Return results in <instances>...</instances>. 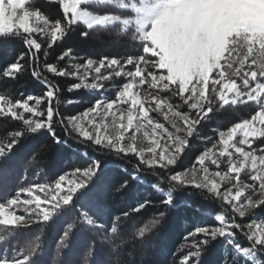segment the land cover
Listing matches in <instances>:
<instances>
[{
    "label": "trees",
    "instance_id": "obj_1",
    "mask_svg": "<svg viewBox=\"0 0 264 264\" xmlns=\"http://www.w3.org/2000/svg\"><path fill=\"white\" fill-rule=\"evenodd\" d=\"M30 5L60 25L68 19L58 2L30 0ZM107 7L106 12L112 11L111 6ZM62 28L63 38L56 39L57 46L53 48L46 40L38 38L41 47L35 57L22 38L0 37V97L9 103L12 102L7 97L16 101L38 97L46 92L49 86L47 80L60 89L56 107L61 114L56 117L55 138L46 129L36 134L26 133L0 158V180L2 184H10L1 192L8 200L25 186H44V182L54 180L64 172L85 168L97 159L102 162L107 174L103 185L105 190L97 195L98 188L93 187L78 201L73 213L70 209H63L46 220L26 227L0 226V261L11 263L14 260L10 257L13 259L19 252L26 257L22 264H189L187 251L192 240L186 238L200 229L218 227V215L225 216L230 222L232 216L229 210L207 192L173 185L166 170L138 168L134 158H119L111 152L85 145L86 142L79 141L69 126L65 130L59 121L63 119L67 123V118L74 115V111L79 112L86 107L83 103L90 97L82 89L69 91L73 80L44 71L45 63L66 69L71 57L77 59V64L82 62L81 59H97L105 55L101 47H113L115 41L106 36L94 39L95 31H88L83 25L70 21ZM100 30L120 40V53L138 49L136 46L140 42L134 28L123 30L115 24ZM85 31H88L86 37L82 35ZM65 51H69L70 55L65 56L63 61L57 60ZM16 61L21 65L20 70L12 76V73H4ZM34 68L42 73L41 77L34 75ZM74 101L79 102L75 104ZM41 106L45 109L47 104L42 103ZM218 116L221 124L226 122V114L218 113ZM23 128L19 118L0 116V144L7 145L12 132ZM17 164L19 169L12 172ZM125 181L126 187L115 191ZM158 191H169V194L164 196ZM169 198L172 203H164ZM80 204L88 213L79 208ZM142 204L145 207L140 208ZM160 212L166 215L156 225L153 221L159 218ZM233 223L244 225L239 219ZM65 230L71 232L69 240L64 238ZM231 234L232 237L227 239L220 236L213 239L199 256L192 258L190 264H253V261L238 254L237 248L251 253L256 262L264 264V249L260 246L255 248L248 241L245 228H235ZM83 242L88 254L81 257ZM110 249L117 254L109 262L107 250Z\"/></svg>",
    "mask_w": 264,
    "mask_h": 264
},
{
    "label": "snow or ice",
    "instance_id": "obj_2",
    "mask_svg": "<svg viewBox=\"0 0 264 264\" xmlns=\"http://www.w3.org/2000/svg\"><path fill=\"white\" fill-rule=\"evenodd\" d=\"M85 4H87V0H83L81 3V5ZM145 6L151 8L153 11L147 18L148 22L146 25L140 29V43L135 55L126 56L123 59L104 58L99 61L89 59L86 63L82 61L80 65L76 66L77 71L74 73H69L66 69H61L56 64L50 65L45 63L44 71H50L54 76H72L79 80L78 83H72L69 91L100 87L99 83L87 82L88 75L91 72L95 73L92 79L97 82L113 77L128 78L127 82L123 83L122 90L117 89L118 95L116 100L112 102L97 100L94 106L81 112L79 116H69L67 123L63 119L59 123L64 125L65 130L70 125L72 132L77 133L85 141L96 145L98 149L114 151L118 156L138 157V168L147 167L149 169H156L158 165L161 169H168L173 173L168 177L173 185H188L198 189L206 188L222 201L224 200V194L229 191L235 192L237 188H228L224 192L219 191L220 195H217L216 191L210 187V182H216L211 177H220L222 179L225 176L229 177V172H231L233 173L231 178L238 180L241 171L247 168L250 169L248 176L253 182V186L256 187L257 181H259V187H264V174H261L264 172V154L257 156L256 150L246 151L240 146L247 144L249 149H251L253 141L249 137L264 138V92H261V89H264V74L255 70L253 63L255 53L253 52L252 55L246 57L247 62L241 60V67L237 68L230 56V53H235V47L234 45L229 46L223 63H221L222 60L219 61L218 65L213 63L211 72L215 70V76L210 79L208 74L201 71L200 41L203 39V36L200 35L198 37L196 32L199 19L198 10L201 7L200 0H179V2H175V0H148ZM46 19H49V23L54 28L57 21H52L50 18ZM69 20H71V17L64 20L62 25L68 24ZM177 20L182 22V26H175ZM82 35L86 37L88 32H82ZM31 39L36 44V52H39L41 46L38 39L34 36ZM47 39L50 48L57 46V43L52 40L51 35ZM28 47L31 48L32 43H29ZM68 55H70V52L65 51L64 55L57 57V60L63 61L65 56ZM45 57H47V54H45ZM126 65L132 67L127 68ZM19 67L21 65L16 61L10 64L4 73L10 74ZM80 69H83V74L80 73ZM34 75L41 77L42 73L36 71L34 68ZM46 82L49 85L46 92L38 97H33L32 99L26 97L19 101L7 97L13 104H27L30 111L23 112L21 108L16 109L17 118H19V121H22L24 128L12 132L7 145L0 144V156L10 151L13 145L26 133L36 134L46 129L55 138L56 117L61 115L58 107H56L58 103L57 93L60 89L50 81L46 80ZM145 82H148L151 88H159L160 91L171 92L172 96L179 97L182 102V105H173L168 103L167 100L157 99L156 96L153 97V101H155L153 111L159 109L163 104L172 112L174 117L179 118V121L174 119L171 122L175 131L168 132L164 145L161 146L159 141H153V145L160 146L161 150L156 151V147L148 146V155L145 154V148L136 146V137L134 135L125 137L121 133L120 135L110 136L107 134V125L105 124L106 118L111 115L113 126L119 123L126 130L133 125L132 107L127 109V125H123L122 121H118L111 110L116 101L126 102L128 97H131L132 106L137 105L139 103L136 99L137 94L133 93L132 89L134 85H143ZM172 85H175V87H171ZM229 94L232 96L231 100L229 99ZM244 98H246L247 102L255 105L254 114L249 119H244L242 123L234 124L227 132H219L218 143H214L211 148L196 158L199 165L198 168L193 166L188 172H182L170 167L176 164L177 158L184 152L189 142L188 137L193 135L197 125H200L202 120L208 119L210 114L215 112L216 107L212 103L213 100L218 99L225 105H230L238 101L245 102ZM42 103L47 104L45 109L40 107ZM182 106H186L187 110L180 111L179 108ZM34 112L36 115L33 114ZM25 114H30L33 118L28 119ZM0 115L3 114L0 113ZM97 117H99V120H97ZM135 119L137 121L135 125L136 131L141 130L145 120L149 124L152 123L148 116V111L144 109L143 104H140V107L136 109ZM39 121H43L44 125L42 126ZM238 132L243 134L242 137L235 143H230ZM260 143H264V139H261ZM230 148L234 149L235 156L232 151H229ZM260 151L264 153V149H260ZM226 156L228 158L227 161L221 160L222 157ZM206 161L215 165L217 169H219L222 163H227L229 169L224 173L218 170L212 173L210 177L207 175L208 164ZM230 169L234 170L230 171ZM198 172L205 173L199 181L196 178ZM106 175L102 162L97 159L86 168H76L72 172H65L59 175L54 180L44 182V191H37L36 195L42 199L51 200L52 196L56 195L62 185L67 184L69 181H74V187H69L65 191H59V196L56 197L55 201H52L54 205H58L54 215L63 209H70L71 213H73L78 201L86 196L93 187L98 188L97 195L103 194ZM235 184L238 185L239 183ZM126 185L127 181L121 183L119 187L115 188V191H122ZM30 190L31 186H25L19 189L10 200L0 204L8 205L16 201L18 195L22 196L25 191ZM61 199H63L62 204H60ZM245 200L248 201L247 207L251 210L258 206L264 207V200L251 201L244 193L240 195L238 201H232L229 198L227 204L230 207L233 204L239 206ZM164 203L171 204V198L164 201ZM143 207L145 205H140V208ZM79 208L83 212H87L84 210L83 204H80ZM233 211L241 217L244 216V214L237 212L236 209ZM165 215V212H160L159 218L154 219L153 223L159 225L160 221L164 220ZM216 219L220 222L221 226L200 229L194 234L190 233L186 238L192 240L187 251L189 254V264L192 258L199 256L213 239H216L218 236L231 234L235 228L243 229L247 227V225L233 223L234 218L229 222L225 216L218 215ZM261 230L264 231V227ZM70 234V231L65 230L64 238L69 240ZM200 237L203 238L201 239ZM247 237L256 244L264 245V238L258 240L257 235L253 234L251 229ZM64 238H62L61 242H63ZM0 264H7V261H0Z\"/></svg>",
    "mask_w": 264,
    "mask_h": 264
},
{
    "label": "rangeland",
    "instance_id": "obj_3",
    "mask_svg": "<svg viewBox=\"0 0 264 264\" xmlns=\"http://www.w3.org/2000/svg\"><path fill=\"white\" fill-rule=\"evenodd\" d=\"M49 1L60 3L64 13L69 18L71 17V20L69 21L73 24L83 25L88 31H95L93 38L95 37L97 39L99 36H106V38L115 41L113 47H101L102 51L104 52L103 54L105 55L97 59H90L92 61H99L104 58L123 59L126 56H132L133 54L135 55L138 51L136 48L129 49V52L120 53V40L116 39L114 35L107 33V31H101L100 28H108L110 26H115V24H119L123 30H127L129 27L134 28L138 34V38L140 39V29L142 26L146 25L148 22L147 18L153 11L151 8H147L145 6V3H147L148 0H87V4L85 5H81L83 0ZM175 2H179V0H175ZM200 3L201 7L198 10L199 19L196 32L198 37L200 35L203 36V39L200 41L201 71L208 74L210 79L214 77L215 70L211 72L213 63L218 65L220 60H222L221 63H223V59L225 58L226 52H228L229 46L234 45L235 53H230V56L235 64V67H241L240 61L244 60L247 62L246 57L252 55L254 52L255 60L253 63L255 70L261 74H264V0H200ZM107 6H111L112 11L108 10L109 12H106L108 9ZM46 18L47 17H45L40 11H37V9L31 7L30 0H0V37L16 36L22 38L26 42L27 46L29 43H32V47L28 48L32 53V56L35 57L36 44L31 39L33 36L37 39L39 38L41 40H46L45 42H48L47 38L49 35H51L53 41L62 37L63 35L62 25L57 22L53 28L49 23V19ZM175 26H182V22L177 20L175 22ZM233 37H235V39H233ZM136 47L139 48V46ZM71 58L72 59L69 60L66 70L69 73H74L77 71L76 66L80 65L81 63L77 64L75 63L77 59L74 57ZM81 60L86 63L89 59ZM126 67L131 68L132 66L126 65ZM18 70H20V67L13 70L11 72V76L17 73ZM79 71L81 74H83V69H80ZM94 75V72L89 73L87 82L99 83L100 87L96 89L81 88L89 95L90 100L83 103V105L86 106L83 108V110L81 108L79 112H73V114L76 116H79L81 112L86 111L89 107L94 106L97 100H107L109 102L116 100L118 95L117 89L119 88L122 90L123 83L127 82L128 79L126 77H113L108 80L97 82L92 79ZM68 77L71 78L75 83L79 82V80L75 77ZM44 85L46 86V84ZM171 87H175V85H172ZM189 87H191V85H189ZM132 92L137 94L136 99L139 101L137 105L132 106L131 97H128L126 102L116 101L111 112L118 121H122L123 125H127V109L132 107V115L134 117L133 125L128 127L126 130L119 123L113 126L111 123L112 116L110 115L105 120V124L107 125V134L110 136H115L123 133L125 137L134 135L136 137V146L145 148L146 155L149 154L147 152L148 146H154L156 147V151H160V146L153 145V141H159L161 146L164 145L165 141L167 140L168 132L175 131L171 122L174 119L179 121V118L174 117L172 112L169 111V109L163 104L159 109L153 111L152 109L155 107V101H153V97L156 96L157 99L167 100L168 103L173 105H182V102L180 101L179 97L172 96L171 92H163L160 91L159 88H151L148 82H145L143 85H134ZM261 92H264V89H261ZM185 95H187V93H185ZM231 98L232 96L229 94V99L231 100ZM29 99L32 98L29 97ZM244 101L245 102L238 101L235 104L225 105L218 99L213 100L212 103L216 107L215 112L210 114L208 119L202 120L200 125H197L193 135L188 137L189 142L186 145L184 152H182L177 158L176 164L170 167L182 172H188L193 166L198 168L199 165L196 158L207 149L211 148L214 143H218L219 132H227L228 129L234 124L242 123L244 119H249L250 116L254 114L253 110L255 105L251 102H247L246 98H244ZM78 102L79 101H74L75 104H78ZM140 104H143L144 109L148 111V116L152 123L149 124L147 120H145L144 126L141 128V130L136 131V109L140 107ZM40 107L42 108V106ZM17 108H21L23 112L30 111L27 104H12L0 97V113L3 115H11L12 117L17 118ZM179 110L185 111L187 108L186 106H182L179 108ZM218 113L226 114L227 119L225 123L221 124L219 122L220 116H218ZM33 114L36 115L35 112ZM25 115L29 116L27 117L28 119L33 118L30 114ZM97 120H99V117H97ZM39 123H41L42 126L44 125L43 121H39ZM157 125H159V127H157ZM153 129H155V131H153ZM69 130L71 131L70 125ZM74 134L77 136V138H79V141L82 140V142H86L85 145H91L94 148H98L91 142L85 141L77 133L74 132ZM242 135V133L238 132L234 136L233 141H230V143H235L242 137ZM249 139L253 141L251 149H249L247 144L240 146L246 151L256 150L257 156L264 154L260 151V149H264V143H260V140L264 138L249 137ZM105 151L111 152L112 155H115L119 158L124 157L116 155L114 151ZM229 151L234 153V149L230 148ZM235 155L236 154L234 153V156ZM1 157L2 156H0V158ZM130 157L134 158V161L137 163L138 157ZM227 159V156L221 158L223 161H227ZM206 163L208 164L207 175L210 177L212 173L218 170L221 173H224L229 169V165L227 163H222L219 169H217L215 165H212L208 161H206ZM18 169L19 165L17 164L15 165V168L12 169V172H15ZM144 169L149 168L144 167ZM156 169L161 168H159L157 165ZM162 170L168 171V177L173 174L168 169ZM231 170L234 169H230V171ZM249 170L250 169L247 168L242 170L238 180L230 181L227 179V176L223 177L222 179L220 177H211L219 184L218 185L215 181L210 182V187L216 191L217 195H220L219 191L224 192L228 188H237L235 183L250 185V187L237 188V191L235 192H227L224 194L223 201L219 197L213 195L212 192L206 188L198 189L194 186L188 185L176 186L182 188H195L207 192L218 203L226 206L227 210H229V213L232 216V219L235 218L233 221L239 219L243 221L244 225H247V227H245L247 235L251 229V232L257 235V239L259 240L260 238H264V231L261 230L262 227H264V207L258 206L255 209L245 212L244 216L241 217L238 213L233 211L236 209V204H233L232 207L227 204L229 198H231L232 201H238L242 193H244L245 196H247L251 201L264 200V194L261 193V187L258 185L259 181H257V185L254 187L252 184L253 182L248 176ZM261 174H264V172ZM204 175L205 173L198 172L196 175L197 180L199 181ZM232 175L233 173L229 172V177ZM18 182H20V180H18ZM9 185L10 184H2V181L0 180V203H5L7 201V199H5V197L2 195L1 189L8 188ZM74 185V181H69L67 184L62 185L59 191H65L69 187H74ZM37 191L43 192L44 186L35 184L34 186H31L30 191H25L24 195H18L16 201L9 203L8 205L0 204V226L3 228H21L48 219L49 216L55 212V209L58 206L54 205L52 201H55L56 197L59 196V191L55 196H52L51 200H45L40 196H37ZM158 192L163 195L165 194L164 196L169 194V191ZM16 193L12 194L8 200H10ZM62 203L63 199L60 200V204ZM246 204L248 205V201H246ZM103 212L104 207L102 208V213ZM36 217L38 219H35ZM217 224L221 226L219 221H217ZM1 233L2 232H0V240L2 239ZM220 237L227 239L232 237V234L223 235ZM248 241H250L255 248L260 246L262 249H264V245L256 244L249 238ZM82 247L83 251L80 255L81 257L88 254V248L84 242L82 243ZM107 251H109L110 254L108 260L110 262L117 253L113 249ZM237 253L243 258L253 261V264H259L255 261L254 255L251 253L241 251L238 248ZM12 258L13 259L10 257V260L14 261L8 264H22L26 261V257H24V255L19 252H16V257Z\"/></svg>",
    "mask_w": 264,
    "mask_h": 264
},
{
    "label": "clouds",
    "instance_id": "obj_4",
    "mask_svg": "<svg viewBox=\"0 0 264 264\" xmlns=\"http://www.w3.org/2000/svg\"><path fill=\"white\" fill-rule=\"evenodd\" d=\"M37 11H39V10H37ZM227 179L230 180V181L233 180V178H231V177H227ZM236 187H237V188H241V187H250V185H244V184L241 183V184L236 185ZM260 191H261L262 194H264V187H262ZM246 201H247V200H245L243 203L239 204V206H235L237 212H239V213H241V214H245V212H248V211L251 210V209H249V208L247 207Z\"/></svg>",
    "mask_w": 264,
    "mask_h": 264
}]
</instances>
